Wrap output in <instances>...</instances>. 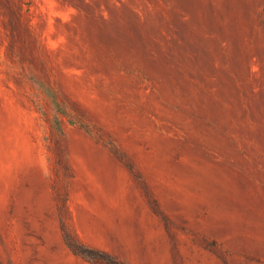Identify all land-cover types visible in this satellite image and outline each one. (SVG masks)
Here are the masks:
<instances>
[{
  "label": "rangeland",
  "instance_id": "rangeland-1",
  "mask_svg": "<svg viewBox=\"0 0 264 264\" xmlns=\"http://www.w3.org/2000/svg\"><path fill=\"white\" fill-rule=\"evenodd\" d=\"M264 264V0H0V264Z\"/></svg>",
  "mask_w": 264,
  "mask_h": 264
},
{
  "label": "trees",
  "instance_id": "trees-1",
  "mask_svg": "<svg viewBox=\"0 0 264 264\" xmlns=\"http://www.w3.org/2000/svg\"><path fill=\"white\" fill-rule=\"evenodd\" d=\"M68 245L74 252L90 260L105 262L106 264H114L113 261H111L110 257H108V255L101 253L100 256H95L93 250L84 248L73 240H68Z\"/></svg>",
  "mask_w": 264,
  "mask_h": 264
}]
</instances>
